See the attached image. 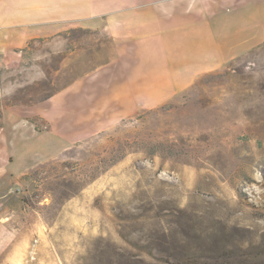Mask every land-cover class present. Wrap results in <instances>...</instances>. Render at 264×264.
I'll use <instances>...</instances> for the list:
<instances>
[{
	"label": "rangeland",
	"instance_id": "obj_1",
	"mask_svg": "<svg viewBox=\"0 0 264 264\" xmlns=\"http://www.w3.org/2000/svg\"><path fill=\"white\" fill-rule=\"evenodd\" d=\"M27 46L0 54L1 170L68 144L25 108L113 50L105 31L82 27ZM240 58L4 181L0 264H264V48Z\"/></svg>",
	"mask_w": 264,
	"mask_h": 264
},
{
	"label": "crops",
	"instance_id": "obj_2",
	"mask_svg": "<svg viewBox=\"0 0 264 264\" xmlns=\"http://www.w3.org/2000/svg\"><path fill=\"white\" fill-rule=\"evenodd\" d=\"M70 27L105 31L112 54L105 65L25 108L51 118L46 135L55 132L69 142L37 163L8 159L0 187L74 143L171 103L204 76L224 71L264 42V0H0V54ZM17 143L9 140L8 148Z\"/></svg>",
	"mask_w": 264,
	"mask_h": 264
},
{
	"label": "trees",
	"instance_id": "obj_3",
	"mask_svg": "<svg viewBox=\"0 0 264 264\" xmlns=\"http://www.w3.org/2000/svg\"><path fill=\"white\" fill-rule=\"evenodd\" d=\"M38 40L42 41L43 39H37V40H32V41H30V42L28 43L27 48H26L24 51H27V49H29L30 46H32V45L34 44V42H35V41H38ZM259 48H264V46L259 47ZM259 48H257V49H259ZM257 49L251 50L249 53H250V54H253V53H255V52L257 51ZM241 60H242V58H238V59H236L235 61H233L231 64H229V65L226 67V70H225V71H229V69H232V68L234 67V64L239 63ZM55 94H56V93H54L53 95H46L45 98L40 99V100H42V101L48 100V99H50L52 96H54ZM217 263L220 264L218 261H217Z\"/></svg>",
	"mask_w": 264,
	"mask_h": 264
}]
</instances>
